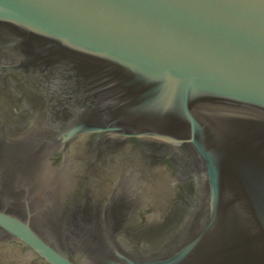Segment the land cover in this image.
<instances>
[{"label":"water","instance_id":"95a60500","mask_svg":"<svg viewBox=\"0 0 264 264\" xmlns=\"http://www.w3.org/2000/svg\"><path fill=\"white\" fill-rule=\"evenodd\" d=\"M0 264H264V0H0Z\"/></svg>","mask_w":264,"mask_h":264}]
</instances>
